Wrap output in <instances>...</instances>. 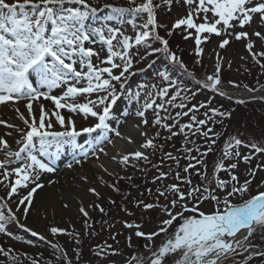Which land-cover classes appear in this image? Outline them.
I'll return each mask as SVG.
<instances>
[{
    "label": "rangeland",
    "instance_id": "obj_1",
    "mask_svg": "<svg viewBox=\"0 0 264 264\" xmlns=\"http://www.w3.org/2000/svg\"><path fill=\"white\" fill-rule=\"evenodd\" d=\"M88 2L91 7L97 9L94 14H89L86 21L93 27L108 24L119 27L125 35L134 38L136 31L140 30L139 27H134V24L139 26L147 19L146 14L132 13H124L119 20L108 19L117 14L107 6L128 8L131 6L129 0H88ZM142 2L143 0H136L137 4ZM153 2L159 5L155 9L157 24L162 25L163 36L170 39L169 52L175 51L184 67L181 68L174 62L172 65L183 71V75H176L175 70L172 72L171 67L165 65L166 60H170L168 55L163 52L152 53L155 48H163L159 40H156L157 42L155 41L153 45L145 43L134 47L131 49L133 67L126 74V79L122 80L123 88L120 83L113 82L118 99L112 106L111 118L107 121L110 130L106 133L100 129L91 134L81 132L74 143H60L58 152L55 144L49 149L55 154V158L49 156L42 159L52 160L55 171L40 174L39 183L43 187L34 193L33 203L27 214L22 210L24 206H19L21 210L17 211L19 199L26 194L27 189H21L9 198L5 185L16 177L11 176L9 180L0 183V212L9 217V209H11V213L16 216V219L9 218L6 221V233H0V248H4L5 251L11 249L7 257L0 254V264H32V260H36L37 264H136L134 257L150 260L152 252L158 250L162 243L179 228L183 218L197 219L194 214L200 212L210 214L217 208L216 203L211 199L201 202L187 200L188 211H184L180 204L171 208L170 202L174 198L173 195L166 193V197H161L158 189L165 191L172 184H177L185 192L190 187H199L202 192L204 188H208L223 200L226 192L216 188V179L230 181L231 178L228 172L216 171L218 162H223L225 166L229 163H238L237 169L229 170L238 176V181H233L231 184L238 186L243 184L245 179L252 181L248 185L247 193L228 198L231 203L240 204L251 196L264 192V153L253 154V149L245 146L251 143L264 146V106L252 104L253 99H250L257 97L264 101V98L260 96L247 97L249 99L225 97V91L229 90L264 91V69L252 60L245 48V41L233 40L221 49L219 43L223 37L214 34H201L203 42L200 47L203 51L197 56L195 40L192 37L185 39L186 32L177 29L171 36L168 35L175 21L185 17L191 10L190 6L185 4L184 0H172L171 5L165 4L163 0H153ZM65 7L81 6L66 4ZM257 19L254 18L251 27L246 26L244 30L264 32V25L258 24ZM156 34L160 36L157 29ZM205 36L209 38L204 40ZM94 39L95 43L88 46L99 50L101 57H105L107 47L98 37ZM252 39L258 41L256 37ZM262 48L264 43L261 42L255 46L256 51ZM148 53L152 54L148 55ZM160 58L164 64L160 62ZM218 58H222L219 73L220 91L203 86L207 77L215 74ZM197 61L200 62L197 63ZM261 62L264 63V58ZM114 72L118 74L116 70ZM161 73H164L168 79L162 77ZM37 79L35 74L30 77L34 86H37ZM172 81L175 84L169 87ZM65 87L62 84L53 88L51 94L62 95ZM163 88H168V95L162 101L157 93ZM41 90L48 91L47 88ZM176 91H179L180 95L174 103L177 105L184 103L186 107L183 109L167 103ZM217 92H223L225 96ZM137 93H139L138 96ZM91 98L95 99L96 94H93ZM79 99L80 102H84L86 97L82 96ZM153 100L155 101L153 108L145 109L144 106ZM26 103L27 101L20 100L0 104V121H3L0 123V137L8 142L12 152L18 151L22 146V142L18 144L17 141L21 140L26 126L19 119V114L28 116ZM41 103L45 111L49 113L55 107L51 101L42 98L38 102H33V113L37 119ZM161 103L164 105L163 108L155 106ZM201 104L205 107H200ZM193 106L197 110L190 112L188 116L176 115L188 111ZM209 108L218 109L226 115L213 116ZM60 111L65 117L72 115L66 110ZM138 111H144L145 116H138L136 114ZM192 115H195L197 120L208 121L206 125L200 126L203 131L212 129L207 138L195 133V124L193 129H185L184 133L180 132V125L190 123ZM158 117L161 123L155 124L154 121ZM209 117L212 119L209 120ZM145 118L148 121L147 124L142 123ZM73 119L77 130L92 127L97 123L95 118L85 119L83 115H73ZM52 123L54 125L52 130H63L54 117H52ZM163 124L172 126L171 131L162 127ZM116 132L120 135H116ZM142 132L146 135H141ZM172 132L177 134L173 136ZM216 133L219 135H215ZM170 136L171 139L168 138ZM232 137L244 142L235 150L241 153V157L251 156L248 163H245L242 158H224L225 146ZM139 139L153 140L154 147L142 148V144L138 143ZM81 146L88 154L80 159L77 155L81 152ZM187 149H191V152L186 151ZM232 150L229 149V151ZM135 151L143 152L148 160L134 159L131 153ZM168 153L175 159L168 158L166 155ZM24 155L21 154L22 158ZM125 155L129 156L127 164L121 163ZM193 157L196 159H192ZM5 158V152L0 151V161ZM75 160H82L96 170L95 178L106 189V194L95 189L94 192L89 191L93 188L81 177L86 174L80 170V163L76 164ZM22 162L23 159L12 167ZM189 163L194 164L195 168L185 172L184 169ZM69 164L72 167H68ZM251 171L255 172V176L250 174ZM161 173L165 175L157 179ZM177 175L181 179H177ZM2 179L3 177L0 176V180ZM227 190L230 191V187ZM4 204H7V207H4ZM144 204H152L153 207L146 209ZM165 206H168L174 215L181 212L183 215H177L176 220L166 226L163 221L170 217L164 210ZM81 207L86 209L88 216L80 212ZM100 208L104 211L101 212ZM194 208H198L199 211H193ZM219 208L222 211L223 204L219 205ZM126 224L140 225V227L139 229L128 228ZM53 226L64 229L65 232L53 236L49 231ZM161 227H166L167 231L160 232ZM137 230L146 234L155 232L159 235L148 240L146 237H137L135 235ZM32 232L38 235L33 236ZM40 236H44L45 239L41 240ZM53 244L58 245L63 252L56 251L52 247ZM251 244L255 246V251L264 252V229L259 227L256 229L251 237ZM252 252V248L248 251L241 248L239 254L229 257L227 264H264V257L254 255ZM11 257H15V260ZM176 259L178 257L174 254L170 255L166 258V264H175Z\"/></svg>",
    "mask_w": 264,
    "mask_h": 264
},
{
    "label": "snow or ice",
    "instance_id": "obj_2",
    "mask_svg": "<svg viewBox=\"0 0 264 264\" xmlns=\"http://www.w3.org/2000/svg\"><path fill=\"white\" fill-rule=\"evenodd\" d=\"M163 2L171 5L172 0H163ZM184 3L189 5L191 10L185 17L175 21L172 29L168 31L169 36L177 29L186 32L185 39L192 37L195 40L197 56L203 51L200 47L203 42L202 33L223 37L219 43L221 49L228 46L233 40L245 41V48L252 60L264 69V63L261 62V59L264 58V48L260 51L255 50L258 42L264 43V32L244 30L246 26L251 27L254 18H258V24L264 25V0H184ZM66 4L80 5L81 7H65ZM129 5L131 6L128 8L107 6L117 14L115 17H108V19L119 20V17L124 13L146 14L147 19L143 24L139 26L134 24V27L140 29L136 31L134 38L125 35L119 27L108 24L93 27L86 23L89 14H94L97 11L96 8L91 7L88 0H12V2L0 0V104L25 100L28 112L27 117L19 114V119L23 121L26 130L23 131L21 140L17 141L18 144L22 142L18 151H10L8 142L0 137V151H4L6 156L3 161H0V170H3L0 171V176L3 177L0 183L9 180L11 176L16 177L5 185L9 198L21 189H27L26 194L19 199L17 211L21 210L19 206H24L23 212L25 214L29 212L34 193L43 187L39 183L40 174L55 171L52 160L42 159L49 156L55 158V154L49 151L54 144L57 145L58 152L60 143H74L75 138L80 136L81 132L91 134L100 129L106 133L110 130L107 121L110 120L111 108L118 99L117 89L113 82L120 83L123 88L122 80L126 79V74L133 67L131 49L145 44L150 37L154 38L160 41L163 48H155L152 53L163 52L172 62L179 64L181 68L184 67L179 57L169 52L168 40L156 34L157 27L162 26L157 24L155 14V9L159 5L154 4L153 0H143L139 4L136 3V0H129ZM94 37H98L107 47L105 57H101L99 50L88 46L95 43ZM252 37L258 38V41H254ZM208 38L205 36L204 40ZM152 53H148V55ZM220 59L222 58L217 60L215 74L207 77L206 82L203 83L204 87L220 91ZM199 62L197 61V63ZM32 74L38 78L37 86H34V82L30 80ZM160 75L168 79L164 73ZM62 84L66 86L62 95L51 94V89ZM173 84H175L174 81L169 84V87ZM43 88H47L48 91H42ZM93 94H96L95 99L91 98ZM220 94L223 95V92ZM136 95L138 96L139 93ZM157 95L163 101L168 95V88L159 90ZM179 95V91H176L167 103L183 109L186 107L184 103L178 105L174 103ZM82 96L86 97L84 102H80L79 98ZM41 98L51 101L55 107L49 113L45 111L42 103L39 104L40 112L37 119L33 113V102H38ZM154 104L153 100L144 107L145 109L153 108ZM155 106L163 108L164 105L161 103ZM200 107H205V105L201 104ZM60 110H66L72 115L65 117ZM195 110L197 109L193 106L188 111L176 115L188 116ZM209 111L213 116L226 115L215 108H209ZM17 112L19 113L18 109ZM136 114L140 117L145 116L144 111H138ZM73 115H83L85 119L93 117L97 123L92 127L77 130ZM52 117L63 129L62 131L52 130L54 128ZM208 119L210 120L212 117ZM190 120V123L180 125L181 133H184L185 129H193L194 124L196 125L195 133L206 138L212 132L211 128L203 131L200 127L206 125L207 120H197L195 115H192ZM142 123L147 124V119L145 118ZM154 123L160 124V118L158 117ZM8 126L13 127L12 125ZM162 127L171 131L172 126L163 124ZM176 134L172 132L173 136ZM116 135L119 136L120 133L116 132ZM141 135L146 134L142 132ZM157 135L159 134L157 133ZM215 135H219V133ZM168 138L171 139V136ZM243 143L241 139L232 137L225 146L224 158H242L245 163H248L252 157L248 155L241 157V153L235 150ZM245 146H250L253 149V154L264 153V146L259 144L251 143ZM141 147L153 148V140L148 139ZM229 149L233 150L229 151ZM100 150L103 151V149ZM186 151L191 152V149ZM22 153L25 154L23 158ZM81 153L88 154L82 146ZM166 155L170 159H175L170 153ZM131 156L137 160H148V157L141 151H135L131 153ZM21 159H23L22 163L12 167V165H17ZM74 162L79 164L81 161L75 160ZM128 162L129 156H123L121 163L127 164ZM197 163H199L198 160ZM68 167H72V165L69 164ZM237 167L238 163L235 162L229 163L227 166L223 162H218L216 165L217 172H228L231 178L230 181L216 179V188L226 192L223 200L208 188H204L202 192L199 187H190L185 192L177 184H172L165 191L158 189L161 197H166V193L173 195L174 198L170 202L171 208L180 204L184 211H188L186 204L189 199L197 202L211 199L216 203L217 208L210 214L200 212L199 219L183 218V223L179 228L162 243L158 250L152 252L150 260L134 257L136 264H166V258L173 254L178 257L175 264H227L229 257L239 254L241 248L244 251L252 248V254L264 257V252L255 251V246L251 244V237L256 229L258 227L264 229V192H259L240 204L231 203L228 198L236 194L247 193L248 185L252 182L245 179L241 185L231 184L233 181H238V176L229 170H235ZM192 168H195V165L189 163L184 171L188 172ZM250 174L255 176L254 171H251ZM164 175L165 173H161L157 179ZM177 179H181L179 175H177ZM185 182L190 183V181ZM30 185L33 186L30 187ZM229 187L230 191L227 190ZM89 191L94 192L95 190L89 189ZM221 204H223L222 211L219 208ZM143 206L146 209L153 207L152 204ZM4 207H7V204H4ZM164 210L170 217L163 221L166 226L171 225L177 215H183L182 212L174 215L168 206H165ZM192 210L199 211L198 208ZM100 211L103 212L104 209L100 208ZM80 212L84 216H88L84 207L80 208ZM9 214V217H6L0 212V233H6L5 223L9 218L16 219V216L11 213V209H9ZM125 226L137 229L140 227V225L133 224ZM49 231L53 236L65 232L64 229L55 226L51 227ZM159 231L166 232L167 228L161 227ZM32 235L37 236L38 233L32 232ZM135 235L151 240L159 233L146 234L137 230ZM39 238L45 239L44 236ZM29 243L31 242L29 241ZM52 247L58 252H63V249L56 244H53ZM10 252L11 249L5 251L4 248H0V254L6 257ZM11 259L15 260V257H11ZM32 264H37V261L32 260Z\"/></svg>",
    "mask_w": 264,
    "mask_h": 264
},
{
    "label": "bare ground",
    "instance_id": "obj_3",
    "mask_svg": "<svg viewBox=\"0 0 264 264\" xmlns=\"http://www.w3.org/2000/svg\"><path fill=\"white\" fill-rule=\"evenodd\" d=\"M227 95H231V96H235L237 98H241V99H244V98H247V97H251V96H260L262 98H264V91H260V92H250L249 90L247 91H241V92H238V93H226ZM146 141H144L143 139H139V144H144ZM85 148V147H84ZM132 152V151H131ZM84 155L80 152L78 153L77 157L78 158H82ZM80 170L82 172H85L86 175L84 176H81L84 178V180L88 181L89 185L95 189V190H98L99 192L103 193V194H106L107 191L106 189L103 188L102 184L101 183H98L96 178H95V174H96V170L92 167H90L89 164L85 163L84 161L81 160L80 162Z\"/></svg>",
    "mask_w": 264,
    "mask_h": 264
},
{
    "label": "trees",
    "instance_id": "obj_4",
    "mask_svg": "<svg viewBox=\"0 0 264 264\" xmlns=\"http://www.w3.org/2000/svg\"><path fill=\"white\" fill-rule=\"evenodd\" d=\"M158 25H160V24H158ZM161 27L162 26H158L157 27V31H158V33L160 34V36L161 37H163V38H165V39H167L168 40V44L170 45V39L168 38V37H165V36H163L164 34H163V32H162V30L163 29H161ZM155 41H156V39H154V38H149V40L146 42L147 44H150V45H153L154 43H155ZM157 42V41H156ZM174 54L176 55V53H175V51H174ZM177 56V55H176ZM157 60H159V58H157ZM156 61V60H155ZM158 62V61H157ZM160 62L162 63V64H164V62L161 60V58H160ZM172 61L171 60H166V62H165V65L166 66H168V67H171V70H172V72H173V70H175L174 72L176 73V75L177 74H179V75H183V71H180L178 68L176 69V67L175 66H173L172 65ZM177 70V71H176ZM258 104V105H263L264 106V101H261L260 99H253L252 100V104Z\"/></svg>",
    "mask_w": 264,
    "mask_h": 264
},
{
    "label": "water",
    "instance_id": "obj_5",
    "mask_svg": "<svg viewBox=\"0 0 264 264\" xmlns=\"http://www.w3.org/2000/svg\"><path fill=\"white\" fill-rule=\"evenodd\" d=\"M218 93V92H217ZM219 94V93H218ZM222 96H225V95H222ZM225 97L227 98H230L231 96L230 95H226ZM243 231V230H242Z\"/></svg>",
    "mask_w": 264,
    "mask_h": 264
},
{
    "label": "flooded vegetation",
    "instance_id": "obj_6",
    "mask_svg": "<svg viewBox=\"0 0 264 264\" xmlns=\"http://www.w3.org/2000/svg\"><path fill=\"white\" fill-rule=\"evenodd\" d=\"M198 217V216H197ZM198 218H200V217H198Z\"/></svg>",
    "mask_w": 264,
    "mask_h": 264
}]
</instances>
